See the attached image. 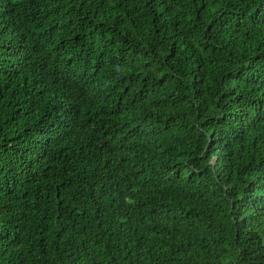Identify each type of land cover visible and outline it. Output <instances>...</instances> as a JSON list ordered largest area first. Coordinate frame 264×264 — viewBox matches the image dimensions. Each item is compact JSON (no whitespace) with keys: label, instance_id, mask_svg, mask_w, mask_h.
I'll return each mask as SVG.
<instances>
[{"label":"trees","instance_id":"1","mask_svg":"<svg viewBox=\"0 0 264 264\" xmlns=\"http://www.w3.org/2000/svg\"><path fill=\"white\" fill-rule=\"evenodd\" d=\"M0 264H264V0H0Z\"/></svg>","mask_w":264,"mask_h":264}]
</instances>
